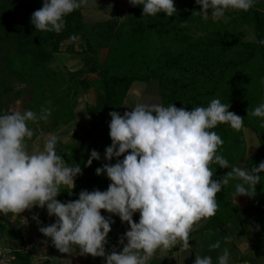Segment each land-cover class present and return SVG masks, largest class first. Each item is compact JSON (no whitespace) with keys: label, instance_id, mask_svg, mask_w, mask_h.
<instances>
[{"label":"trees","instance_id":"trees-1","mask_svg":"<svg viewBox=\"0 0 264 264\" xmlns=\"http://www.w3.org/2000/svg\"><path fill=\"white\" fill-rule=\"evenodd\" d=\"M238 1L131 0L124 18L86 21L81 0H0V237L11 242L0 258L35 264L32 251L21 245L15 206L3 209L10 188L21 192L28 207L40 208L42 219L66 202L59 244L90 217H102L108 230L127 221L145 191L120 158L106 159L115 151V134L102 121L122 111L136 81L152 79L162 106L143 118L136 138L149 134L171 155L163 182L174 171H186L185 184L209 215L196 231L229 223L245 235L260 229L254 246L257 256L264 255V216H249L264 202V157L248 153L244 132L253 129L264 144V0ZM205 5L225 10L229 18L204 15ZM64 51L78 55L80 66H55ZM90 92L89 123L69 140L56 136L77 119L80 100ZM18 100L23 111L11 114ZM42 132L52 133L45 140L52 161L18 162L13 144L32 142ZM59 163L67 183L53 195L48 189ZM237 195L250 204L240 208ZM156 257L150 264H169L168 257Z\"/></svg>","mask_w":264,"mask_h":264},{"label":"rangeland","instance_id":"rangeland-1","mask_svg":"<svg viewBox=\"0 0 264 264\" xmlns=\"http://www.w3.org/2000/svg\"><path fill=\"white\" fill-rule=\"evenodd\" d=\"M238 2L240 4L246 5L249 4L251 0H239ZM232 8L233 7L229 9ZM123 12H125V14H122L124 18L127 15V8ZM203 14L204 15L211 14L214 17V19L226 20L229 18L225 10H222L220 8H213L210 5H205L203 7ZM246 38H252L251 34L246 35ZM80 41L81 38L78 37L76 42L74 43L76 48L78 47L77 45L79 44ZM66 45H67V41H64L62 43L63 50L65 49ZM106 51H107L106 49L103 50V57L105 56ZM54 65L55 66L66 65L71 69H76L77 67L80 66V60L78 58V55H76L75 53H67L64 51L56 55V60L54 62ZM93 100H94L93 92L84 95V97L80 100L79 106L77 107V119L69 125L60 127L59 130L55 132V135L61 138L62 140H69L70 138L69 136L72 134L74 130H77L81 126L88 124L90 121V117L85 112V107L87 104L93 102ZM161 106H162V99L160 92L158 90V81L156 79H152L149 82L136 81L133 84L128 94V100H126V104L123 107L122 111L118 114L113 115L111 118L102 121L103 127L106 126L107 128L108 127L112 128L115 133V151L114 153L111 152L108 153L106 155V159L108 158L110 160L112 158H116L117 156H119L120 160L123 161V163L130 164L134 168L132 169L135 173H137L136 171H138V169L140 168L139 173L142 176L138 173L139 175L138 179L140 181V184L143 185L144 182L147 180L145 177L147 172V167L150 161L153 162L155 161L150 159V157L154 155L153 154L149 155V153L151 151L152 153H156L157 150L158 151L162 150L161 147L162 143L160 142L159 139L157 138L154 139L149 134H147L145 138L141 141L140 139L136 138V134L141 132L145 127L143 118L159 110ZM9 111L11 114L21 113L23 111L22 100H18L12 103L9 107ZM2 122L4 124H7V117L2 118ZM244 132L248 145L247 147L248 153H252V152L259 153L260 147L264 144L261 143L260 137L256 134V131L247 127L244 130ZM261 133H263L262 137L264 138V130H262ZM51 136L52 133L42 132L41 135L32 142H20L13 144V152H12L13 156L16 159H18V162H23V163L37 164L42 161L51 162L52 153L47 149L45 142V140H47ZM135 141L136 142L140 141L139 148L134 153V155H132L130 153V150L132 149ZM157 142L160 144L156 145ZM170 158L171 155H169L168 159L164 161L165 162L164 168L167 166L168 162L170 161ZM160 163H161L160 159H157L156 164L159 165ZM63 171H64V166L61 163L53 165L52 175L54 177V180H56V182L51 183L48 189V191L53 195H55L67 183L62 178ZM180 172L181 170H177L174 171L173 174L175 173L174 175H178V173ZM168 181L174 182V178L171 177L169 178ZM164 185L165 183H163V186ZM158 188H154V193L153 191H151V188H149L148 192L146 193V197L143 198V201H145V207L147 206L146 207L147 210H145L147 212L146 215L148 214L147 217L143 218L144 222L145 220H148V222L154 221L156 219L155 217L156 215L157 216L163 215L171 210V212H174L176 214L175 218L177 220V223H174L173 219L172 220L170 219L169 221L165 222V224L167 226L174 224L173 231L177 233L179 237L183 236V234L187 233L190 230L192 231L193 229L198 228L199 224H200V228L202 227L201 224L203 223L201 219L207 216L206 215L207 211L201 206H198L196 204H191L193 207L190 205L189 208H187V206L183 204V200H184L183 198H185L186 194L190 195L191 201L195 197L192 195L193 193H191L188 188L185 187L183 189H180L181 187H178L175 190H164L162 186L161 189ZM4 199L5 201L3 203V209L8 210L10 206L12 205L15 206V212L12 217L20 221V226L16 230L18 231V233H21L22 235L21 245H25L26 249L32 251L34 256L33 262L35 264H46V259L48 258L51 259L50 257L55 255V253L58 252L59 249H62L65 243L64 242L63 244H59L57 238V231H59L63 227L62 209L64 208L63 205H66V203L65 202H64L65 204H62V202L61 204L59 203L57 210L48 211L46 219H42L39 214L41 209L36 208L35 205L33 204H31V207H28L26 204H24L22 200V194L20 191L10 188L8 193L5 195ZM194 205L196 207H194ZM155 207H156V211L154 212L152 209H154ZM143 208L144 205L140 204L134 209V211L138 212V209L144 210ZM178 214L181 215L180 219L178 218L179 217ZM50 215H52V218L50 217ZM89 219H87L86 222H88ZM86 222L83 225H85ZM127 223H125L124 226L128 227L127 225H130V223L129 224ZM83 225H81V227H83ZM232 225H233L232 230L235 229L237 233H239V235H242L244 237L250 236L249 234L245 235L243 229L240 230L234 224ZM91 227L92 226H89L88 229H90ZM125 229L127 231L124 232L126 235L130 234L132 231V229H128V228ZM230 229L231 228H229L227 232H222L223 228H219V229L210 228V229H206V232L204 231L205 229L198 230V232L195 234L196 236L201 235L202 238L195 248H193L194 245H192L191 247H184L182 244H177L175 248L173 247L174 250L175 249L178 250V245L179 248L183 246L181 258L177 257L176 262L177 260H181L180 264H193V263L207 264L202 259V257L208 256L212 253L218 254V252L225 250L222 246L223 237H221V235L226 234V236L230 237L232 234V231ZM76 230L69 231L66 234L65 241L67 240V236L69 235V233ZM162 231L164 230L156 229V231L153 232V236L152 234H150L151 232L150 233L147 232L146 234L145 233L144 234L146 239H152V238L155 239L154 237L158 236L159 234H162L163 236L165 232ZM261 235H262V231L260 236ZM9 243L11 242H8L6 237H0V253L4 254L8 252ZM194 243L196 244V241H194ZM226 244L227 245L225 246V248H230L229 242H227ZM230 244H232L231 241ZM147 248L148 247H145L144 250H147ZM231 250H234V247H232ZM159 252H161V254L159 253V255H161V258L168 257V263L169 264L172 263L170 261V259L173 257L172 250L165 249ZM195 253L199 254L198 255L199 258L195 259L196 260L195 262H192L189 260L190 259L189 257L194 256ZM251 257L252 258L249 260V262L250 263L252 262V264H254L256 259L264 258V255L257 256V254H255L254 256ZM155 258L157 257L155 256ZM191 259H193V257H191ZM219 259L224 262L223 258H219ZM219 259H215V261L218 262ZM262 260L264 261V259ZM10 263L11 262L9 261L8 256H4L0 258V264H10ZM65 263L67 264V262ZM52 264H57V263H52Z\"/></svg>","mask_w":264,"mask_h":264},{"label":"crops","instance_id":"crops-1","mask_svg":"<svg viewBox=\"0 0 264 264\" xmlns=\"http://www.w3.org/2000/svg\"><path fill=\"white\" fill-rule=\"evenodd\" d=\"M130 1L131 0H81L83 7L82 13L86 21L105 20L116 15H118L120 18H123L122 14H125V12L123 11L128 7ZM126 100H128V97L126 98ZM158 144L160 143L157 142L156 145ZM161 147L162 150H157L156 153H152V151L149 153V155H154L150 157V159L155 160V163L153 161H150L145 175L147 180L144 182V185L140 184V181L138 179L140 168L138 169V171H136L137 173H135L137 182L139 186L145 191V194L133 205L131 209L129 217L125 222H128L127 224L130 223V225H127L128 227H126L124 226V223L115 230H108L102 217L93 216L88 220V222H86L85 225H83V227H80L78 230L69 233V235L67 236V240L63 245V248L59 249V251L56 252L55 255L51 256V259H46V264H66L65 262H67V264H150L151 259L155 256L161 257V255H159V253L161 254V252L159 251L165 249H170L173 252V257L170 259V261L172 262L171 264L181 263V260H177L176 262V258H181L183 246L191 247L192 245H194L193 248H195L202 238L201 235L196 236L195 234L198 232L196 230L200 228V224L198 228L192 230L194 231L192 234H189L192 232L190 230L187 233L183 234V236L179 237L178 234L173 231L174 224L170 226H167L165 224V222L169 221L170 219H173L174 223H177V220L175 218L176 214L174 212H171V210L163 215H156V219L154 221H143V218L147 217L148 215H146L147 212L145 210H147V206L145 207V201H143V198L146 197V193L148 192L149 188H151V191H153V193L154 188L159 187L158 189H161V186L164 190H175L178 187H181L180 189H183L185 187L188 188L185 184L187 173L183 170H181L178 175H174L176 172L174 174L172 172L170 178L173 177L174 182L167 181L163 186L164 176L162 172L165 164L164 161L168 159V156L163 144ZM259 153L264 157V145L260 147ZM117 157L120 158L119 156ZM157 159H160L161 163L159 165L156 164ZM126 165H128L131 169L133 168L130 164ZM154 168L157 169L155 170ZM190 192L192 193L191 190ZM186 195L185 198H183V204L187 206V208H189L191 204H196L204 208L202 205L195 203L194 199H192L191 201V197L189 194ZM192 195L194 196V194ZM235 202L240 208H245L250 204V201L242 195H237L235 197ZM65 203L62 202V204ZM140 204L144 205V210L138 209V212H135L134 209ZM63 207H65V205H63ZM194 207L196 206L194 205ZM152 210L155 212L156 207ZM206 215L207 216L201 219L203 223L201 224L202 226L209 219L208 212L206 213ZM178 216V218L180 219L181 215L178 214ZM263 216V203L257 204L250 211V217L255 221L259 220ZM50 217L52 218V215H50ZM89 226L92 227L88 229ZM125 228L132 229L131 233H133L126 235L124 233L127 232ZM229 228H231L230 230L232 231L230 237L226 236V234L224 235L221 233V237H223L222 246L225 250L218 252V254L212 253L208 256H201L202 259L207 264H252V262L250 263L249 260L252 258L251 256H254L256 254L254 242L259 238L261 230L256 229L252 234H250L249 237H244L242 235H239V233H237L235 229L232 230L233 225L232 223H229L223 228L222 232H227ZM156 229L164 230L162 232H165L167 235H171V239L161 242H157L156 237H154L155 239H153L152 237V239H146L145 234L147 232H151L150 234H152L153 236V232L156 231ZM204 231L206 232V229ZM194 241H196V244L194 243ZM230 241L233 245L230 244ZM225 242H229L230 248H225V246L227 245ZM177 244H182L183 246L179 248L178 245V250H174ZM145 247H148L147 250H144ZM151 247H153L152 250ZM232 247H234V250H231ZM198 255V253H195L194 256H191L193 257V259H191V257H189L190 259H188L192 262H195V259L199 258ZM219 258H223L224 262ZM215 259H219V261L216 262ZM262 259H256L254 264H264V261Z\"/></svg>","mask_w":264,"mask_h":264}]
</instances>
